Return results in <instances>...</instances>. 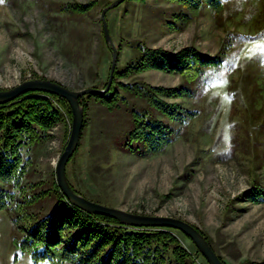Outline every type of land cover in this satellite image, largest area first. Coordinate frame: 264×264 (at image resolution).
<instances>
[{
  "label": "rangeland",
  "instance_id": "1",
  "mask_svg": "<svg viewBox=\"0 0 264 264\" xmlns=\"http://www.w3.org/2000/svg\"><path fill=\"white\" fill-rule=\"evenodd\" d=\"M69 1L89 0L0 2V89L40 75L72 89L106 81L111 51L100 12L113 0H96L82 13L62 9ZM179 11L189 18L172 26ZM105 17L119 46L118 69L141 55L139 43L172 51L193 45L221 55L223 62L204 70L191 95H161L197 109L181 123L126 91L127 102L118 107L85 96V125L66 165L67 178L92 200L187 220L202 229L227 264H264V200L244 193L252 185L264 190V0H227L216 12L208 6L191 12L170 0H123ZM117 80L185 83L180 73L153 68ZM146 108L174 133L163 150L142 155L124 142L133 127L130 110ZM70 126L71 121H60L49 128L46 140L22 148L31 158L23 183H35L30 191L44 192L23 208L35 217L45 215L55 201L54 168ZM31 222L19 221L23 226ZM21 233L11 212L0 210V264H51L34 262L29 252L14 246L12 237ZM174 233L194 264H209L189 236L179 229Z\"/></svg>",
  "mask_w": 264,
  "mask_h": 264
},
{
  "label": "trees",
  "instance_id": "2",
  "mask_svg": "<svg viewBox=\"0 0 264 264\" xmlns=\"http://www.w3.org/2000/svg\"><path fill=\"white\" fill-rule=\"evenodd\" d=\"M170 1L178 2L191 12H196L203 6H208L214 12L220 11L227 2V0ZM96 2V0L69 1L63 3L62 9L82 13ZM174 16L170 21L172 26H176L179 20L187 21L189 18L188 13L182 11ZM107 46L111 51L109 44ZM137 46L141 49V55L124 68L118 69L115 65L108 91L103 94H84L80 97L84 108L80 138L85 125V96L91 95L107 107H118L127 102L122 93L126 91L141 97L148 105L170 119L179 123L185 122L187 118L195 116L197 109L184 107L176 101H166L161 95L175 97L191 95L195 80L204 74V70L219 66L223 62L221 55L203 53L193 45H186L175 51L141 43ZM118 47L116 46L117 53ZM151 68L180 73L185 77V83L164 86L117 80L119 77H127ZM34 77L44 78L43 75ZM107 79L101 85L91 86L103 88ZM130 111L133 127L128 131L124 142L130 151L142 155L160 152L172 141L174 130L162 119L156 118L148 108L143 111L137 109ZM71 118L69 102L57 94L46 91L29 90L12 100L0 103V210L8 209L13 223L23 232L12 237L14 246L22 252H29L34 262L48 260L51 264H194L193 256L174 233L178 229L168 226L134 227L105 214L82 210L67 200L55 179H52L55 201L45 215L35 217L33 213L23 210L25 205L32 204L44 194L30 191L35 183L31 185L23 183L31 163V158L22 151L23 146L29 149L28 146L46 140L50 127L66 120L69 124ZM69 182L77 192L92 199L70 180ZM244 193L250 200H264V190L258 185H252ZM24 218L32 222L28 226H23L19 221ZM197 229L211 244L202 229L198 227ZM211 246L213 247L212 244ZM196 252L203 256L197 248ZM215 252L217 253L216 250ZM219 257L223 260L220 255Z\"/></svg>",
  "mask_w": 264,
  "mask_h": 264
},
{
  "label": "water",
  "instance_id": "3",
  "mask_svg": "<svg viewBox=\"0 0 264 264\" xmlns=\"http://www.w3.org/2000/svg\"><path fill=\"white\" fill-rule=\"evenodd\" d=\"M121 1L123 0L111 1L109 4L104 6L100 12L104 38L106 43L111 47V63L109 68V75L107 83L103 88L95 86H85L79 89H72L60 82L49 78L33 77L24 79L11 87L0 89V103L12 100L21 93L29 90L46 91L65 98L69 102L71 108V126L67 142L56 160L54 171L56 184L58 185L61 192L65 195L67 200L71 204L79 207L82 210L101 213L114 217L126 225H131L134 227L168 226L179 229L190 237L192 242L196 245L197 249L205 257L206 261L209 264H226L215 252L205 236L187 220L172 215L134 212L121 207H116L92 200L77 192L72 187L67 178L66 163L78 145L84 120V108L80 102V97L84 94L89 93L103 94L108 91L112 82L117 61V48L110 37L105 13L109 8L115 6Z\"/></svg>",
  "mask_w": 264,
  "mask_h": 264
},
{
  "label": "snow or ice",
  "instance_id": "4",
  "mask_svg": "<svg viewBox=\"0 0 264 264\" xmlns=\"http://www.w3.org/2000/svg\"><path fill=\"white\" fill-rule=\"evenodd\" d=\"M0 2H2V0H0Z\"/></svg>",
  "mask_w": 264,
  "mask_h": 264
}]
</instances>
